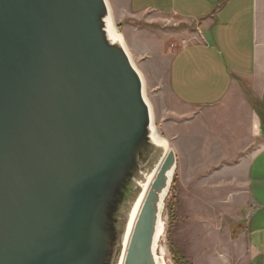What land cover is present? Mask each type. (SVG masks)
<instances>
[{"label":"water","instance_id":"95a60500","mask_svg":"<svg viewBox=\"0 0 264 264\" xmlns=\"http://www.w3.org/2000/svg\"><path fill=\"white\" fill-rule=\"evenodd\" d=\"M109 14L105 0H0V264H118L163 148ZM157 199L123 264H154Z\"/></svg>","mask_w":264,"mask_h":264},{"label":"crops","instance_id":"0c3cea01","mask_svg":"<svg viewBox=\"0 0 264 264\" xmlns=\"http://www.w3.org/2000/svg\"><path fill=\"white\" fill-rule=\"evenodd\" d=\"M124 4L129 16L171 17L185 24L184 36L190 40L171 55L169 89L199 114L206 128L199 155L207 161L201 163L206 173L211 170L214 143L221 161L236 160L210 172L225 174L227 183L201 185V191L223 192L224 197L215 203L201 200L204 214L193 226L200 234L190 260L264 264V0H126Z\"/></svg>","mask_w":264,"mask_h":264},{"label":"rangeland","instance_id":"374dc122","mask_svg":"<svg viewBox=\"0 0 264 264\" xmlns=\"http://www.w3.org/2000/svg\"><path fill=\"white\" fill-rule=\"evenodd\" d=\"M125 2L126 0H120V3L109 0L115 26L121 32L135 65L144 77L146 97L152 106L153 125L158 134L167 140L176 160L160 213L165 232L157 241L155 252L158 256L162 253L165 255L166 264H193L189 257L193 254L191 248L200 234L198 228L193 226L199 224L204 214V210L200 208L201 200L208 199L215 203L224 197L223 192L201 191V185L225 182V174L222 176L221 172H210L228 162L232 165L236 160L221 161L218 157L220 149L214 143V157L209 161L211 170L206 173L208 170L202 168L201 163L207 161L199 159L206 128L202 125L199 114L180 103L169 89L168 67L171 55L175 49L190 40L184 36L185 24L171 17L153 20L129 16L126 14ZM212 130L217 132L219 129L213 127ZM210 207L215 210V206ZM260 262L261 260L257 261V264Z\"/></svg>","mask_w":264,"mask_h":264},{"label":"bare ground","instance_id":"6f19581e","mask_svg":"<svg viewBox=\"0 0 264 264\" xmlns=\"http://www.w3.org/2000/svg\"><path fill=\"white\" fill-rule=\"evenodd\" d=\"M105 1L107 3V6L109 8V13H110L109 14L110 17L108 20L109 34L113 39L119 40L122 43V45H123L124 49L126 50L132 64L137 69V71H138V73L142 79L143 95H144V98H145V100L149 106L150 112H151L153 139L157 143V145H159L160 147L163 148V152H162V155H161L159 161L154 166V168L151 170L149 175H147L145 182H143V184L141 185V187H142L141 194L138 196L135 204L133 205L132 209L129 212L126 230H125L124 235L122 237V251H121V255H120L119 260H118V264H123L125 252L127 249V245H128V242H129L135 221L139 215L140 209H141V207L145 201L147 193L151 189H153L155 191V193L157 194V197H158L157 201L155 202L156 218H155L153 236H152V240H151V252H152V256H153L152 259L154 261V264H166L165 258H164L165 255L162 253L161 256H158L155 252V246L157 244V241L160 239V236H162L165 232L164 231L165 225L160 220V213L162 211L163 202H164L165 196L167 194V190H168V187L171 183L172 175H173V172L175 169V165H176V161L174 160L175 154H174V151L170 148L167 140L158 134V132L156 131V129L153 125L152 106L146 97L145 81L143 79L144 77L142 76L141 72L139 71V69L135 65V63H134V61H133V59H132V57H131V55H130V53H129V51H128L125 43H124V39H123L121 32L115 26V22L113 19V14L111 12V7L109 4V1L108 0H105Z\"/></svg>","mask_w":264,"mask_h":264},{"label":"trees","instance_id":"16d2710c","mask_svg":"<svg viewBox=\"0 0 264 264\" xmlns=\"http://www.w3.org/2000/svg\"><path fill=\"white\" fill-rule=\"evenodd\" d=\"M256 106V105H255ZM187 264V263H186ZM188 264H190L189 262H188Z\"/></svg>","mask_w":264,"mask_h":264}]
</instances>
